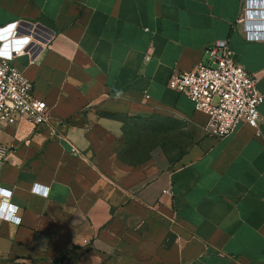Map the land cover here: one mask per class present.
<instances>
[{"label":"crops","instance_id":"obj_1","mask_svg":"<svg viewBox=\"0 0 264 264\" xmlns=\"http://www.w3.org/2000/svg\"><path fill=\"white\" fill-rule=\"evenodd\" d=\"M241 10L242 0H0V53L56 120L0 127V186L22 218H0V264H264V122L208 135L207 115L168 86L227 39L264 94V42L245 38ZM130 120L156 128L145 160L119 156Z\"/></svg>","mask_w":264,"mask_h":264},{"label":"built area","instance_id":"obj_2","mask_svg":"<svg viewBox=\"0 0 264 264\" xmlns=\"http://www.w3.org/2000/svg\"><path fill=\"white\" fill-rule=\"evenodd\" d=\"M238 22L244 25L247 40L264 42V0H242ZM23 53L21 49L15 55ZM208 53L207 63L200 62L191 70L174 71L168 86L184 93L196 110L207 115L204 130L208 135L227 136L240 122L259 128L260 122H264L259 110L264 94L257 86V77L235 60L227 39L216 40ZM19 119L47 125L52 130L56 124L47 102L35 95L33 81L13 63L12 57L0 53V127ZM72 151L78 152L76 146L72 145ZM8 153L9 147L0 142V164ZM39 188L36 183L32 190ZM11 197L12 190L0 186V218L19 224V206Z\"/></svg>","mask_w":264,"mask_h":264},{"label":"rangeland","instance_id":"obj_3","mask_svg":"<svg viewBox=\"0 0 264 264\" xmlns=\"http://www.w3.org/2000/svg\"><path fill=\"white\" fill-rule=\"evenodd\" d=\"M155 130L150 121L130 120L120 149L124 160L133 162L147 159L149 147L155 143L156 135L153 133ZM177 153L178 151H167L166 156L171 159Z\"/></svg>","mask_w":264,"mask_h":264},{"label":"trees","instance_id":"obj_4","mask_svg":"<svg viewBox=\"0 0 264 264\" xmlns=\"http://www.w3.org/2000/svg\"><path fill=\"white\" fill-rule=\"evenodd\" d=\"M110 115H111V114H110ZM121 151H122V150L119 151V156H120L121 159L124 160L123 155L121 154ZM184 152H185L184 150H180V151H178V153L176 154V156L173 157V158H171L170 160H171V161H175V160L179 159V157H181V155H182ZM165 154H166V152H165ZM166 155L168 156V154H166ZM125 161H127V160H125Z\"/></svg>","mask_w":264,"mask_h":264}]
</instances>
